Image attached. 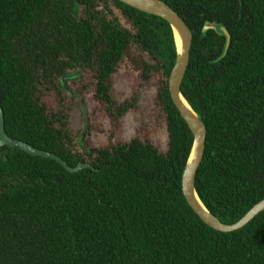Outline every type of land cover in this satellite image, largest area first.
<instances>
[{
  "label": "trees",
  "instance_id": "obj_1",
  "mask_svg": "<svg viewBox=\"0 0 264 264\" xmlns=\"http://www.w3.org/2000/svg\"><path fill=\"white\" fill-rule=\"evenodd\" d=\"M161 1L192 35L180 90L206 127L195 189L230 224L264 198V0ZM206 21L230 34L220 59L225 37L203 32ZM175 56L169 24L119 0H0L6 133L71 167L89 164L68 171L55 159L0 146V264H264V210L222 232L182 194L193 137L169 95ZM121 63L144 80L157 75L165 147L138 134L99 141L105 122L133 108L110 93ZM79 69L94 70L87 138L96 145L80 144L70 122L76 99L64 78ZM85 86L75 89L82 99ZM51 91L49 109L42 97Z\"/></svg>",
  "mask_w": 264,
  "mask_h": 264
},
{
  "label": "water",
  "instance_id": "obj_2",
  "mask_svg": "<svg viewBox=\"0 0 264 264\" xmlns=\"http://www.w3.org/2000/svg\"><path fill=\"white\" fill-rule=\"evenodd\" d=\"M119 1L141 11L163 18L169 24L172 31L176 56L168 76V90L172 103L189 127L193 137L190 151L181 174V190L184 198L198 217L211 228L222 232H230L242 228L259 212L264 210V198L255 203L239 220L228 224L221 222L205 207L195 189V176L205 148L206 127L200 115L192 108L180 90L181 83L187 70L189 51L192 42V35L187 24L172 7L161 0ZM207 29H213L218 34L225 37L222 53L220 57H218L220 59L228 50L230 34L226 27L221 23L206 21L202 31L205 32ZM176 32L179 37L180 47L177 45ZM2 145H8L10 147L15 146L29 154L55 159L68 171H77L89 166L88 163H78L76 166L71 167L61 157L54 153L40 150L24 141L8 136L4 128L3 113L0 105V146Z\"/></svg>",
  "mask_w": 264,
  "mask_h": 264
},
{
  "label": "rangeland",
  "instance_id": "obj_3",
  "mask_svg": "<svg viewBox=\"0 0 264 264\" xmlns=\"http://www.w3.org/2000/svg\"><path fill=\"white\" fill-rule=\"evenodd\" d=\"M82 72L83 74L80 76V69L75 70L68 73L69 76L64 78L67 86L66 91L72 89L71 92H73L75 89H80L82 84L86 85L83 91L84 100L79 93L73 92L77 101L75 100L76 105L70 101L72 104L69 117L72 127L82 136V139L86 141L89 139L91 145H96V140L93 137L87 138V133L85 135L86 130H84L83 122L85 116L87 119L92 117L93 100L91 96L94 93L95 86L94 70L83 69ZM157 83V75L155 73H151L149 78L144 80L137 71H133L131 65L119 64L118 70L111 78L110 93L113 100L118 103L133 101V108L124 113L114 124H110L112 122L110 120V123L105 122L103 131L98 132L97 135L99 141L104 142L106 140L111 143H122L138 134L141 139L149 140L158 149L165 147V119L164 115L159 113L156 102ZM42 99L46 102L49 109L56 104L55 94L52 91L44 93ZM87 108L90 112L89 117ZM88 120L87 123H89ZM79 143L81 144V142ZM83 143L85 141H82L84 146Z\"/></svg>",
  "mask_w": 264,
  "mask_h": 264
},
{
  "label": "flooded vegetation",
  "instance_id": "obj_4",
  "mask_svg": "<svg viewBox=\"0 0 264 264\" xmlns=\"http://www.w3.org/2000/svg\"><path fill=\"white\" fill-rule=\"evenodd\" d=\"M83 74V72L82 71H80V73H79V75L81 76ZM67 76H69V75H67ZM66 76V77H67ZM70 76H72V75H70ZM77 81V80H76ZM75 81V82H76ZM70 91H72V89H70ZM75 92H77L76 90H74ZM73 91V92H74ZM73 92H72V96L74 97V95H73ZM75 98V97H74ZM84 100V99H83ZM77 101V100H76ZM86 115H87V113H86ZM87 118H86V116H85V118H84V120H83V122H84V126H85V129L84 130H86V132H85V135H86V133H87V125H85V124H87ZM83 128V127H82ZM76 134H77V139H78V141L79 142H81L82 143V141H85V140H83L82 139V136H80V134L76 131ZM83 144H85V143H83Z\"/></svg>",
  "mask_w": 264,
  "mask_h": 264
},
{
  "label": "bare ground",
  "instance_id": "obj_5",
  "mask_svg": "<svg viewBox=\"0 0 264 264\" xmlns=\"http://www.w3.org/2000/svg\"><path fill=\"white\" fill-rule=\"evenodd\" d=\"M176 41H177V45H178V47H180V41H179V37H178V35H177V32H176Z\"/></svg>",
  "mask_w": 264,
  "mask_h": 264
}]
</instances>
